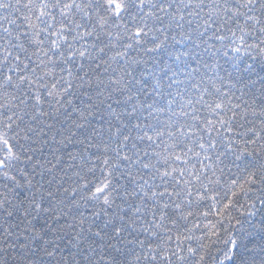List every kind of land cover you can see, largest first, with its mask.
Listing matches in <instances>:
<instances>
[{"label": "snow or ice", "instance_id": "snow-or-ice-1", "mask_svg": "<svg viewBox=\"0 0 264 264\" xmlns=\"http://www.w3.org/2000/svg\"><path fill=\"white\" fill-rule=\"evenodd\" d=\"M0 264H264V0H0Z\"/></svg>", "mask_w": 264, "mask_h": 264}]
</instances>
